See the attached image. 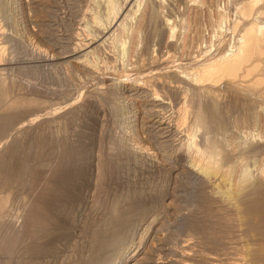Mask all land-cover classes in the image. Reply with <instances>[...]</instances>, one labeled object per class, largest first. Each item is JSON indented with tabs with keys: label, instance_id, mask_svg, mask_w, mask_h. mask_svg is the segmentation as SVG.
<instances>
[{
	"label": "rangeland",
	"instance_id": "374dc122",
	"mask_svg": "<svg viewBox=\"0 0 264 264\" xmlns=\"http://www.w3.org/2000/svg\"><path fill=\"white\" fill-rule=\"evenodd\" d=\"M245 1L0 0V264H264V52L200 80Z\"/></svg>",
	"mask_w": 264,
	"mask_h": 264
},
{
	"label": "bare ground",
	"instance_id": "6f19581e",
	"mask_svg": "<svg viewBox=\"0 0 264 264\" xmlns=\"http://www.w3.org/2000/svg\"><path fill=\"white\" fill-rule=\"evenodd\" d=\"M260 2V0H247V1H245V13H247V15H251V14H255V12H253L255 9H256V6H257V4ZM242 4V3H241ZM157 7V6H156ZM244 8V7H243ZM258 8V7H257ZM242 9V8H241ZM257 11H259V10H256V15H257ZM253 12V13H252ZM248 13H250V14H248ZM261 13V12H260ZM127 15V14H126ZM263 15V14H262ZM245 16V15H244ZM260 16V15H259ZM261 17V16H260ZM246 18V17H245ZM145 19V18H144ZM149 19V18H148ZM240 19V18H239ZM248 19V17L246 18V20ZM246 22V21H245ZM249 22V21H248ZM162 23V22H161ZM241 23V22H240ZM260 23V22H259ZM149 24V23H148ZM146 25V24H145ZM248 26V28L245 30L246 31V33L244 34V39H243V41H244V44L241 46V49H240V52L239 53H237V54H235L234 56H229V58H224V60L222 59V61L220 60V62H213V64L214 65H212L213 66V68H212V70H211V67L209 68V70H208V68H207V70L205 71L206 73H207V75L205 74V72H204V74H202V75H206V76H203V77H201L200 78V80H208V79H214V77L216 78V79H221V77H223V76H234L235 74H237V73H239L241 70H242V68L244 67V65H246V63L247 62H249L250 61V59H251V57L253 58L254 57V55H255V58H256V56L258 55V56H261V53H263L264 52V32H262L261 31V27L259 28V25H258V27L255 25V24H252V22H251V20H250V22H249V24H247ZM246 26V25H245ZM122 27V26H121ZM263 27V26H262ZM239 28V27H238ZM241 30V29H240ZM244 31V32H245ZM261 31V32H260ZM235 33V32H234ZM153 36V35H152ZM240 38V37H239ZM242 38V37H241ZM154 39V38H153ZM242 41V42H243ZM241 42V41H240ZM86 44H88V43H86ZM85 44V46H86V48H87V46L88 45H86ZM90 45V44H89ZM76 50H74L73 52H75ZM77 52V51H76ZM76 54H78V53H76ZM260 54V55H259ZM71 56V55H70ZM76 56V55H75ZM222 57V56H221ZM262 58V57H261ZM163 60V59H162ZM258 60H259V58H258ZM172 61V60H171ZM170 61V62H171ZM263 63V62H262ZM261 63V64H262ZM179 64V63H178ZM256 64V63H255ZM258 65H259V63H257ZM208 65H209V63H208ZM247 66V65H246ZM162 67V66H161ZM202 67V66H201ZM254 67H258L259 68V66H254ZM190 68V67H189ZM246 68H248V71H250V68L247 66ZM260 68H261V66H260ZM259 68V69H260ZM263 68V67H262ZM146 69V68H145ZM179 69V68H178ZM244 69V68H243ZM252 69H254L253 67H252ZM251 69V70H252ZM211 70V71H210ZM256 70V69H255ZM261 70V69H260ZM244 71V70H243ZM135 72V71H134ZM182 72V71H181ZM200 72V71H199ZM209 72V73H208ZM252 72V71H251ZM160 74V73H159ZM188 74V73H187ZM152 75V74H151ZM247 75V74H246ZM199 76V75H198ZM214 76V77H213ZM238 76V75H237ZM211 77V78H210ZM241 77V76H240ZM244 77V76H243ZM249 77V76H248ZM230 78V77H229ZM250 78H252V77H249V79ZM161 79V78H160ZM223 79H224V77H223ZM205 80V81H206ZM222 80V79H221ZM221 80H220V82H221ZM225 80H226V78H225ZM232 80H234V79H232ZM231 79H230V81H232ZM241 80V79H240ZM239 80V81H240ZM254 80V79H253ZM256 80V79H255ZM169 81V80H168ZM209 81V80H208ZM211 81V80H210ZM210 81H209V83H210ZM218 82V81H217ZM216 82V83H217ZM235 82V81H234ZM252 82V81H251ZM136 83V82H135ZM169 83V82H168ZM201 83V82H200ZM240 83V82H239ZM256 83V82H255ZM225 84V83H224ZM240 84H243V82L242 83H240ZM257 84V83H256ZM134 85V84H133ZM139 85V84H138ZM239 85V84H238ZM131 86V85H130ZM241 86H239V88H240ZM142 88V86L140 87V85L139 86H135V87H132V90H134V91H139V90H142L141 89ZM259 88V87H258ZM183 90V89H182ZM185 93V92H184ZM154 96H156V95H154ZM153 96V97H154ZM155 98V97H154ZM155 100V99H154ZM154 103H155V101H153ZM158 102V101H157ZM185 102V101H184ZM191 102V101H190ZM159 104V103H158ZM155 106H156V104H155ZM184 106V105H183ZM165 108V107H164ZM179 108V107H178ZM190 111V110H189ZM185 112V111H184ZM183 114V113H182ZM182 116V115H181ZM184 116H185V114H184ZM183 116V118H186V116L184 117ZM152 118V117H151ZM182 118V117H181ZM178 120V119H177ZM181 120H183V119H181ZM180 120V121H181ZM213 120V119H212ZM145 121V120H144ZM179 121V122H180ZM185 121V120H184ZM183 121V122H184ZM175 122V121H174ZM182 121H181V123H183ZM157 123V122H156ZM178 124V123H177ZM176 124V125H177ZM180 124V123H179ZM184 124V123H183ZM181 125V124H180ZM217 125V124H216ZM159 126H160V128L163 130V131H165L166 132V130H168L169 128H170V124H169V126H168V123L166 124V123H164V122H159ZM182 126V125H181ZM192 126V125H191ZM181 128V127H180ZM183 128V127H182ZM190 129V128H189ZM189 131V130H188ZM168 134V133H167ZM209 135V134H208ZM181 136V135H180ZM214 140V139H213ZM209 144V143H208ZM200 146V145H199ZM192 147V146H191ZM207 149V148H206ZM205 150V149H204ZM217 150V149H216ZM143 151V150H142ZM162 152H164V151H162ZM199 154V153H198ZM216 154V153H215ZM151 156V155H150ZM176 159V158H175ZM58 160H60V158L58 159ZM209 160H211V159H209ZM55 161V160H54ZM61 161V160H60ZM65 161V160H64ZM68 161V160H67ZM58 162V161H57ZM73 162V161H72ZM114 162V161H113ZM213 162V161H212ZM211 162V163H212ZM54 163H56V161L54 162ZM67 163V162H66ZM79 163V162H78ZM77 163V167H79V166H81V164L79 165ZM81 163V162H80ZM63 164H64V162L62 163V162H58L57 164H56V166L54 167V169H50L52 172L50 173V174H48L47 173V176L45 177V178H39L41 181H39L40 183H41V185L43 186V185H45L47 182H49V177H51V176H54L55 175V177L58 175L57 173H59L60 172V170L63 168L62 166H63ZM69 165V164H68ZM67 165V166H68ZM75 165H76V163H75ZM83 165V164H82ZM205 165V164H204ZM215 165V164H214ZM65 166H66V164H65ZM64 166V167H65ZM66 166V167H67ZM151 166V165H150ZM213 166V165H212ZM216 166V165H215ZM214 166V167H215ZM72 167H73V165H72ZM76 167V168H77ZM213 167V168H214ZM74 168V167H73ZM205 168V167H204ZM213 168L211 167V166H209L208 167V170L210 171H208V170H206L207 168H205V172H209V174L210 173H212V171H214V172H216V170L214 169L213 170ZM218 168V167H217ZM65 169H67V170H69L68 168H65ZM78 169H80V167L78 168ZM77 169V170H78ZM72 171H73V169H71ZM75 170V169H74ZM82 170V169H81ZM123 170V169H122ZM150 170V169H149ZM63 171V170H62ZM70 171V170H69ZM77 172H79V171H77ZM82 172V171H81ZM140 172V171H139ZM214 172H213V174H214ZM42 173V172H41ZM63 173H66V172H63ZM74 173V172H73ZM72 173V175H74L75 173H76V171H75V173L73 174ZM217 173V172H216ZM39 174V173H38ZM57 174V175H56ZM61 172H60V176H61ZM67 174H69V172L67 171ZM70 174H71V171H70ZM69 174V175H70ZM77 174V173H76ZM42 176H44V174H41ZM63 175V174H62ZM78 175H79V173H78ZM38 177H41V176H39V175H37ZM64 176H65V174H64ZM76 177H77V175H76ZM59 178H61V177H59ZM58 178V179H59ZM63 178V177H62ZM50 179H53V178H50ZM57 179V180H58ZM60 180V179H59ZM56 181V179L55 180H50V182L52 181L53 183H54V181H56V182H60V181ZM65 180H66V178H65ZM65 180H62L63 181V184H64V182H65ZM67 180H69V179H67ZM66 180V181H67ZM73 180V179H72ZM72 180H69L68 182H70V181H72ZM79 180V179H78ZM37 181V180H36ZM74 181V180H73ZM68 182H67V186L66 187H69L68 186ZM75 182V181H74ZM136 182V181H135ZM38 183V182H37ZM66 183V182H65ZM48 184V183H47ZM46 184V185H47ZM55 184V183H54ZM59 184V183H58ZM62 184V185H63ZM71 184H74L73 182H71ZM71 184H69L70 186H71ZM77 184V183H76ZM75 184V185H76ZM37 185V184H36ZM48 185H53V184H48ZM56 185H57V183H56ZM55 185V186H56ZM60 185V184H59ZM65 185V184H64ZM110 185V184H109ZM50 186V187H51ZM58 186V185H57ZM56 186V187H57ZM73 186V185H72ZM77 186V185H76ZM38 187V186H37ZM40 188H41V186H39ZM38 187V188H39ZM45 187V186H44ZM43 187V188H44ZM78 187H80V186H78ZM101 187V186H100ZM109 187V186H108ZM54 188V187H53ZM60 188H63V187H59V189ZM73 188V187H72ZM47 189H48V186H47ZM51 190H52V188H50ZM65 189H68V188H65V186H64V189H62V190H65ZM75 189H79V188H75ZM51 190H47L48 192H50ZM55 190H56V188H55ZM61 189L59 190V192L61 191V192H64V191H62ZM70 190V189H69ZM73 190V189H72ZM80 190V189H79ZM79 190H77L78 192H79ZM117 190V189H116ZM202 191H204L203 189H201ZM37 191V190H36ZM46 191V192H47ZM75 191V190H74ZM76 191V194H75V197L78 195V192ZM81 191V190H80ZM104 191V190H103ZM40 192H43V189H41L40 190ZM47 192V193H48ZM54 192V191H53ZM52 192V193H53ZM57 192H58V190H57ZM60 192V193H61ZM67 192H69V191H67ZM67 192H64L65 193V195H66V193ZM137 192V191H136ZM51 193V192H50ZM49 193V194H50ZM52 193H51V195H52ZM55 193V192H54ZM64 193L62 194V195H64ZM82 193V192H81ZM35 194V193H34ZM37 194H39L40 196V200H41V194L40 193H37ZM68 194V193H67ZM72 194V193H71ZM45 195H46V193H45ZM58 197H59V193H57L56 194ZM62 195H60V196H62ZM73 195V194H72ZM67 196V195H66ZM65 196V198L67 199V197ZM43 197V196H42ZM49 197V196H48ZM47 197V198H48ZM204 198L202 199V201H201V203H203V204H206V205H208L209 204V202H210V199L209 198H207V197H205V196H203ZM35 198V197H34ZM64 198V199H65ZM141 198V197H140ZM36 199L37 198H35V201H36ZM39 199H37V201H39ZM43 199V198H42ZM51 200H55L54 198H50ZM50 199L48 198V204H50L49 203V201H50ZM57 199V198H56ZM61 198L59 197V203L60 202H62L63 200H60ZM73 199H74V197H73ZM79 199V198H78ZM44 200V199H43ZM42 200V201H43ZM41 201V202H42ZM44 201H46V198H45V200ZM57 201V202H58ZM65 201V200H64ZM63 201V202H64ZM79 201V200H78ZM78 201L76 202V203H78ZM46 202V203H47ZM69 202H70V200H69ZM74 202V201H73ZM73 202L71 203V204H73ZM45 202L43 203V204H45V207H47L48 208V204H46ZM54 203V201L52 202V204ZM59 203H55L54 204V206L56 207V205H58ZM34 204V203H33ZM42 204V203H41ZM42 204V205H43ZM62 205L60 206L61 208H62V206L63 205H65L64 203H61ZM143 204V203H142ZM255 204V203H254ZM37 205V204H36ZM38 205H40V204H38ZM67 205L68 204H66V207H67ZM73 205H75V203L73 204ZM35 206V205H34ZM50 206V205H49ZM59 206V205H58ZM69 207H70V205H68ZM138 206H139V204H138ZM36 207V206H35ZM44 207V206H43ZM38 208V207H37ZM41 208H42V206H41ZM51 208V207H50ZM63 208H64V206H63ZM71 208V207H70ZM74 208H75V206H74ZM43 209V208H42ZM56 209H58V207L56 208ZM69 209V208H68ZM118 209V208H117ZM44 210V209H43ZM47 210V209H46ZM61 210H66L67 211V209L65 208V209H61ZM254 210V209H253ZM41 211V210H40ZM52 211V210H51ZM71 211H73V209H71L70 210V213H72ZM102 211V210H101ZM124 211V210H123ZM131 211V210H130ZM45 212V211H44ZM48 212H50V209L48 208ZM54 212V211H53ZM55 212H56V215L55 216H57V212H58V210L56 211L55 210ZM68 212H69V210H68ZM132 212V211H131ZM42 213H43V211H42ZM46 213V212H45ZM44 213V214H45ZM67 213V212H66ZM66 213H64V215H63V217H65L67 214ZM50 214H53V213H50ZM55 214V213H54ZM66 214V215H65ZM42 215V214H41ZM41 215H39L40 216V219H42L41 218ZM47 215H48V213H47ZM60 215H61V211H60ZM39 216L37 217V218H39ZM49 216V215H48ZM51 216V215H50ZM54 216V215H53ZM54 216V217H55ZM57 217H59V216H57ZM61 217V216H60ZM68 217H69V215H68ZM68 217L66 216V218L68 219ZM116 217V216H115ZM46 218H48L47 216H46ZM51 218H52V216H51ZM56 218V217H55ZM55 218H52V219H55ZM71 218V217H70ZM117 218V217H116ZM124 218V217H123ZM49 219V218H48ZM60 219V218H59ZM126 219V218H125ZM51 220V219H50ZM124 220V219H123ZM43 221H44V219H43ZM60 221V220H59ZM88 221V220H87ZM130 221V220H129ZM41 222V221H40ZM48 222V221H47ZM50 222V221H49ZM52 222V221H51ZM51 222H50V224H51ZM54 222V221H53ZM56 222V221H55ZM63 222V221H62ZM65 222V221H64ZM66 222H68V221H66ZM96 222V221H95ZM42 223V222H41ZM47 224V223H46ZM59 224V223H58ZM72 224V223H71ZM88 224V223H87ZM90 224V223H89ZM52 225V224H51ZM54 225H56V224H54ZM61 225V224H60ZM59 225V226H60ZM58 226V227H59ZM66 226V225H65ZM70 226V225H69ZM108 226V225H107ZM129 226V225H128ZM55 227V226H54ZM104 227V226H103ZM116 227V226H115ZM61 228V227H60ZM110 228H111V226H110ZM123 228V227H122ZM38 229H40V228H38ZM42 229V228H41ZM57 229V228H56ZM44 229H42V230H40L41 231V233H44V232H42ZM58 230H59V228H58ZM69 230V229H68ZM113 230V229H112ZM36 231V230H35ZM34 231V232H35ZM38 231V230H37ZM53 231V230H52ZM101 231V230H100ZM118 231H119V229H118ZM54 232V231H53ZM60 232V231H59ZM103 232V231H102ZM107 231H106V229H105V233H106ZM114 232V231H113ZM37 233V232H36ZM35 233V234H36ZM52 233V232H51ZM57 233V232H56ZM104 233V232H103ZM112 233V232H111ZM119 233H120V231H119ZM53 234V233H52ZM98 234V233H97ZM121 234V233H120ZM38 235V234H37ZM47 235H48V231H47ZM67 235V234H66ZM93 235H94V233H93ZM55 236H56V234H55ZM60 236V235H59ZM104 238H105V236H108V235H102ZM102 237V238H103ZM110 237V236H109ZM108 237V239H110ZM118 237V236H117ZM49 238V237H48ZM95 238H96V236H95ZM99 238V237H98ZM103 238V239H104ZM107 238V237H106ZM114 238V237H113ZM100 240V239H99ZM105 240V239H104ZM119 240V239H118ZM108 241V240H107ZM110 241V240H109ZM98 242V241H97ZM96 242V243H97ZM100 242V241H99ZM119 243V242H118ZM43 244V243H42ZM54 244V243H53ZM91 244V243H90ZM101 244H102V242H101ZM101 244H100V246H101ZM104 244V243H103ZM50 245V244H49ZM52 245V244H51ZM43 246V245H42ZM45 246V245H44ZM47 246V245H46ZM98 246V244L96 245V247ZM111 246V245H110ZM113 246V245H112ZM101 247H103V246H101ZM105 247V246H104ZM109 247V246H108ZM52 248H53V246H52ZM106 248V247H105ZM112 248V247H111ZM104 249V248H103ZM107 249H109V248H107ZM100 250V249H99ZM112 250V249H111ZM98 252H101V251H98ZM104 253V252H103ZM101 254V253H100ZM41 255V254H40ZM43 255V254H42ZM51 256V255H50ZM95 256V255H94ZM116 256V255H115ZM40 257V256H39ZM56 259V258H55ZM110 263V262H109ZM108 263V264H109ZM159 262L155 259L154 260V263H152V264H158ZM161 263V262H160ZM159 263V264H160Z\"/></svg>",
	"mask_w": 264,
	"mask_h": 264
},
{
	"label": "water",
	"instance_id": "95a60500",
	"mask_svg": "<svg viewBox=\"0 0 264 264\" xmlns=\"http://www.w3.org/2000/svg\"><path fill=\"white\" fill-rule=\"evenodd\" d=\"M258 208V207H257Z\"/></svg>",
	"mask_w": 264,
	"mask_h": 264
}]
</instances>
